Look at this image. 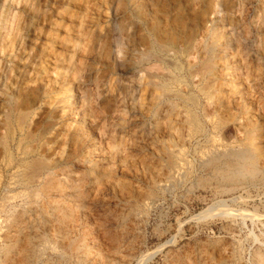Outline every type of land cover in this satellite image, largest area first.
Segmentation results:
<instances>
[{
	"label": "rangeland",
	"instance_id": "rangeland-1",
	"mask_svg": "<svg viewBox=\"0 0 264 264\" xmlns=\"http://www.w3.org/2000/svg\"><path fill=\"white\" fill-rule=\"evenodd\" d=\"M6 1L0 264H260L264 179L234 181L206 163L210 128L200 135L184 102L169 109L162 94L175 74L204 102L190 89L188 61L197 59L187 55L205 50L216 97L249 89L236 62L259 65L264 78V0ZM257 38L259 52L245 61L241 43L249 51ZM257 114L264 170V106L232 110L221 132Z\"/></svg>",
	"mask_w": 264,
	"mask_h": 264
},
{
	"label": "bare ground",
	"instance_id": "bare-ground-1",
	"mask_svg": "<svg viewBox=\"0 0 264 264\" xmlns=\"http://www.w3.org/2000/svg\"><path fill=\"white\" fill-rule=\"evenodd\" d=\"M218 1L216 4L213 3V4H215L214 6H212V4H211V7H213L216 10L219 9L220 6L218 4ZM6 2H8V1L3 0L2 2H0V22L1 23H2L1 19H3V17L5 18V14H6V9H4L7 6ZM214 2H215V0H214ZM214 9H213V11H215ZM222 10L225 11L224 14L227 12L225 9H222ZM222 12H219V13L221 14ZM32 14H33L32 17H35L37 15V11L33 10ZM10 15H11V17H13L14 14L11 13ZM219 17H221V15ZM226 20H228V19H226ZM219 24H222V22L221 23L219 22ZM0 26H2V25H0ZM221 28H223V26ZM224 29L225 28H223V30ZM220 32H221V30L219 31V33ZM235 32H238V30L235 29ZM214 33H215V30H214ZM241 33H243V32H241ZM203 34L200 36V39L197 40L196 43H199V44L204 43L206 36ZM238 35L239 34H237V37H239ZM209 36H211V35H209ZM198 37H199V35H198ZM209 38H210L209 40H212V36ZM239 38H238V41H239ZM195 41L196 40H194V42ZM235 42H237V40ZM235 42L228 41V42H226V44L230 45L231 43H235ZM196 43H194V44L196 45ZM246 43L250 44L251 50H253V52H250L251 51L250 49H249V51H247L245 49L246 47L243 46L242 43H241V47L238 51L241 54L240 57L242 59L244 58L245 61H246V58H248L247 60H249L252 55L257 54V52H259V49H260V41L258 40V38L254 42L248 40ZM252 43H253V45H252ZM195 45H193V46H195ZM204 46H203V49L205 48ZM206 46H207V44H206ZM200 48H202V47H200ZM198 50H200V49H198ZM196 51H197V49H196ZM200 51H202V50H200ZM200 51H199V53H200ZM203 52H204V50H203ZM212 52L213 51H211L210 55H207L208 52H207V50H205L204 54L199 57L200 59L197 56H195L196 53H194V54L190 53L188 55L186 54L189 59L191 57L193 58V60L197 59L196 61H188V66L191 68L188 71V75L191 78L190 80H192V85H191L190 89L204 95L205 96L204 102H200L199 99L197 98V96L193 95L192 93L187 95V91H190V90H188L189 84L187 83V81L183 80L182 78H179L175 74L174 75L172 74L173 81L171 80V78H167V80L168 79L171 80L174 84H176V87L172 84L175 88L173 90H170L172 88L168 87L169 88V90H167L168 92H164L162 94V97H163V99H165L167 101V104L169 105V106L168 105L167 106L171 107L169 109H172L173 107H176L177 105L179 106V104H180L179 102H181V101L184 102L183 105L181 104V106L184 109L187 116H189L188 121L190 122V125L194 126L195 130L198 129L196 132L200 131V135L201 134H202V136L205 135L206 132H208L207 129L210 128L209 132H208L209 137H207V138H210V140L214 143V145L210 144L211 146H213V147H210L211 150H209L208 152H203V153H205V154H203V155H205L204 160L208 164H212V165L213 164L214 165L220 164V165H222V167L223 166L226 167L227 169L224 170L225 175H223L224 173L221 170H219V168H217V171H221L223 173L222 174L223 177L229 176L232 180L234 178V181H235V178H238V177L239 178L240 177H242V178H246V177L249 178L250 177V178L254 179L255 181L256 180H263L264 179V170L262 169L261 165L259 164L260 163L259 157L261 155L260 154V152H261V145H260L261 140L259 139V132H260L261 127H262L261 114L254 115L255 119H253V120L251 119L250 116H245L244 118L242 117L243 121L240 122V125L235 129V131L232 133V135L231 136L229 135V137H225L226 135L224 136V133L228 132V129L231 128L230 127L231 124H230L225 129V123H227L230 120H235L237 118V116L232 115V110H235L236 112H238V114H241V113L246 114L250 108L251 109L252 108H255V109L260 108L261 109L264 106V86H263L264 85V78H262L263 76H262L261 72L257 74V70L259 69L258 68L259 65H257L258 67L255 65L256 66L255 68L252 66L251 67L250 66L245 67L246 66L245 63H241V66H238L237 62H236V64L231 67L233 73L236 76H238V77L246 76L249 78V82H248L249 83V89H246L244 91L242 88L237 87L233 91L232 95H234V96L228 97V99L225 101L221 97H218V96L216 97L217 93L210 90V87H212V89H213V87L219 88L216 85L213 86L214 81L212 80L213 82L210 83L211 80H209V79H212V78L208 77V75L212 73L211 70H213L212 67H213V64L215 63L214 62L215 60L213 61V59H212V57H213ZM200 54H202V52ZM185 58H187V57H185ZM215 59L217 60V58H215ZM198 63H200L199 66H197ZM177 66L178 65H176V67ZM181 67L182 66H180V68H179V66H178L179 69H181ZM179 69H178V71H179ZM173 70H175L174 67H173ZM176 72H177V70H176ZM212 77H214V75H212ZM207 78H209V79H207ZM204 79H207V81H204ZM215 79H216V77H215ZM162 85L164 86L165 84L162 83ZM165 86H167V85H165ZM247 99H249V101H247ZM166 110H168V108H166ZM158 111H155L154 115L155 114L158 115V113H157ZM100 123H101V126H99L100 127V130H99L100 135L98 137H100V139H101V137L105 138V136H106L105 135V133H106L105 129H107V127H106L107 125L104 121L100 122ZM221 131H223L224 133ZM219 132H220V134H219ZM107 135H108V133H107ZM106 139H108V137H106ZM214 170L215 169H213V172H214ZM214 173H216V172H214ZM242 178H241V180H242ZM221 179L223 180V178H221ZM255 258L257 259V261L260 264H264V255L263 254L258 253V251H257Z\"/></svg>",
	"mask_w": 264,
	"mask_h": 264
}]
</instances>
